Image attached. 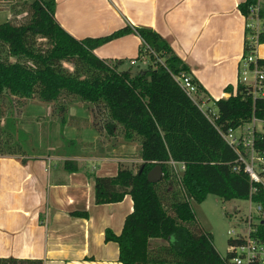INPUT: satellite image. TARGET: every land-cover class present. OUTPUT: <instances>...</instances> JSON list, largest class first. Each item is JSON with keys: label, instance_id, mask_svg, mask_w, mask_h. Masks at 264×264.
Returning a JSON list of instances; mask_svg holds the SVG:
<instances>
[{"label": "trees", "instance_id": "trees-1", "mask_svg": "<svg viewBox=\"0 0 264 264\" xmlns=\"http://www.w3.org/2000/svg\"><path fill=\"white\" fill-rule=\"evenodd\" d=\"M258 1L240 4L247 19ZM30 8L31 16L24 23L0 22V155L20 153V145L15 149L10 146L23 123L15 114L21 115L28 101L35 98L60 113L62 124L74 119L77 124L88 121L100 136H117L120 128L125 144L139 142L135 157L142 163L137 171L120 163L114 176L93 175L97 204L121 202L128 194L134 203L122 232L109 228L105 232L107 242L118 244L119 261L226 264L232 254L222 256L216 250L211 233L200 227L191 203L215 194L224 201L250 200L264 214V186L252 183L243 169H234L240 165L241 153L248 158L251 151L264 155V132L255 131L252 145L245 146L240 138L233 148L219 131H245L254 115H264V105L254 103L244 85L238 84L236 93L228 86L230 96L214 100L216 112H210L209 117L173 77L190 74V68L153 28L125 26L105 36L78 39L57 21L55 0H34ZM259 17L264 24L262 7ZM130 33L142 40L140 58L151 59L146 68L133 72L132 67L121 68L126 60L103 59L95 53L103 44ZM249 34L246 28V36ZM260 41L264 42V30ZM192 79L202 93L203 85ZM73 99L89 104L90 118H67ZM171 160L185 164L180 178ZM157 164L164 176L152 183L147 175ZM255 228L252 236L264 239V220ZM235 243L239 240L230 239V245ZM0 264L43 261L0 257Z\"/></svg>", "mask_w": 264, "mask_h": 264}, {"label": "crops", "instance_id": "crops-1", "mask_svg": "<svg viewBox=\"0 0 264 264\" xmlns=\"http://www.w3.org/2000/svg\"><path fill=\"white\" fill-rule=\"evenodd\" d=\"M245 1L55 0V17L78 39L125 26L153 28L203 85L199 95L206 103L229 97L228 86L237 88L247 24L239 6ZM141 44L139 35L130 33L95 53L108 60H133ZM258 53L264 59V42ZM87 114L90 118L89 109ZM88 125L81 126L92 128ZM99 137L90 150L100 144ZM90 150L0 155V257L41 259L43 264H122L118 244L107 242L105 232L120 234L134 203L128 194L121 202L97 204L93 175L114 176L120 163L142 159L125 158L124 151L105 156Z\"/></svg>", "mask_w": 264, "mask_h": 264}, {"label": "rangeland", "instance_id": "rangeland-1", "mask_svg": "<svg viewBox=\"0 0 264 264\" xmlns=\"http://www.w3.org/2000/svg\"><path fill=\"white\" fill-rule=\"evenodd\" d=\"M33 1L0 0V22L10 20L16 24L24 23L31 16L30 4ZM133 59L138 61L137 65H132L130 63L132 59H129L121 68L132 67V71L136 72L151 63L150 58H140L139 54ZM45 105L47 104L35 98L28 101L21 115L15 114L18 118H22L23 123L15 131V138L10 144L11 149H15L20 145L22 148L19 149L20 153L28 155L88 152L93 146L91 141L96 140L99 135L95 129L81 126L83 122L87 125L89 122L81 121L77 124L74 119L73 123L62 124L60 113L52 112L51 108ZM5 106L6 104L3 105L4 115H7L8 109ZM88 106L87 103L73 99L69 105L70 111L67 113V118L70 119L71 114L81 120L88 118ZM203 108L205 110L210 108L212 112H216L214 99L210 98L209 101L203 104ZM15 113H17L16 107ZM247 128H252L251 124ZM256 129L258 131L263 130L260 124H257ZM249 130L252 132V129ZM249 130L246 129V133L250 132ZM234 133L240 134L241 129L235 130ZM100 138L102 139L100 144L95 146L94 151L92 149L90 152L112 156L113 153L124 151L125 154H122V156L128 158L135 157L140 149V144L137 141H132L130 144L124 143L120 128L117 136L106 134L100 136ZM122 145H124L123 150H120ZM140 163L142 162L131 163L129 160L122 164L137 171ZM257 163L260 162L257 161ZM191 204L200 227L211 233L214 247L222 256H226L231 250L230 239L235 238L234 234H230L232 230L235 233H246L252 227H256L261 220L259 206L250 200L224 201L218 195L209 194L202 202L193 200ZM250 215L252 216V223L249 221Z\"/></svg>", "mask_w": 264, "mask_h": 264}, {"label": "built area", "instance_id": "built-area-1", "mask_svg": "<svg viewBox=\"0 0 264 264\" xmlns=\"http://www.w3.org/2000/svg\"><path fill=\"white\" fill-rule=\"evenodd\" d=\"M261 8V0L258 4L253 6L250 11V16L247 19L246 28L250 30V34L246 36V48L247 51L243 54L240 63V75L238 84L244 85L248 88V91L252 94L254 103L260 102L264 105V59L259 56L258 47L261 44L260 34L264 30V24L259 17V11ZM138 61L133 59L131 61L132 65H136ZM176 82L184 89L187 95L203 110V112L211 117L210 108L205 110L203 108L204 101L201 100L199 95V89L197 85L193 82L192 76L187 73H182L173 76ZM236 93V89L234 90ZM257 124H260L262 131L264 132V115L263 116H253L250 132L243 131L241 129L240 134H235V130H229L228 132H223L219 129L222 137L225 141L236 148L240 143V138H243L245 146L252 145L253 135ZM240 129V128H239ZM237 130V129H236ZM259 161L260 163H257ZM240 165L234 167L235 170L243 169L251 179L252 183H260L264 186V155L256 156L252 151L250 153V158L246 157L245 154H239ZM173 169L175 170L178 177H181L182 172L185 169L184 163L170 161ZM253 190H256L253 188ZM260 210V207H259ZM260 219L264 220V214L260 212ZM250 223H252V216L249 218ZM256 231V228L252 227L246 233H235L231 231L230 234H234L235 238L239 240V243L230 245L231 250L228 252L232 254V257L226 260V264H264V239L260 237L252 236V232Z\"/></svg>", "mask_w": 264, "mask_h": 264}, {"label": "water", "instance_id": "water-1", "mask_svg": "<svg viewBox=\"0 0 264 264\" xmlns=\"http://www.w3.org/2000/svg\"><path fill=\"white\" fill-rule=\"evenodd\" d=\"M163 174L162 166L157 164L148 172V180L152 183L158 182L164 176Z\"/></svg>", "mask_w": 264, "mask_h": 264}]
</instances>
